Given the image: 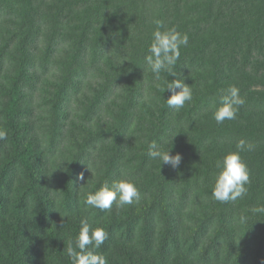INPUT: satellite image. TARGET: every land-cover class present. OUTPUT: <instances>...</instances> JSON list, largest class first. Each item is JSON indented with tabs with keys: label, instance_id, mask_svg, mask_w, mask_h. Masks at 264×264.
I'll return each mask as SVG.
<instances>
[{
	"label": "trees",
	"instance_id": "1",
	"mask_svg": "<svg viewBox=\"0 0 264 264\" xmlns=\"http://www.w3.org/2000/svg\"><path fill=\"white\" fill-rule=\"evenodd\" d=\"M155 19L163 22L162 31L175 28L189 36L188 46L180 49L176 72L190 85L193 98L175 114L164 100L170 92L160 91L173 77L162 72L164 85L157 86L156 92L161 102L158 123L149 129L142 127L127 144L123 141L124 120L116 122L111 136L116 147L112 148V166L105 177L97 156L82 159L79 153L80 159L62 174L64 189L55 192L50 190V181L40 179L42 167L33 163L30 153L22 162L17 161L27 172L26 176L18 175L27 181L19 190L20 180L7 176L16 159L5 157L18 121L11 115L12 131L0 124L7 132L6 139L0 140V157L4 159L0 168V264H71L67 245L80 229L71 211L79 200L77 192L84 190L90 166L98 170L87 193L120 178L133 179L130 181L139 191L140 204L134 203L135 210L127 216H123L124 209H115L117 215L107 218L103 210L96 208L100 213L96 220L105 222L106 226L101 227L107 238L95 251L104 254L109 264H138L143 257L152 260L151 264H168L173 255L182 257L186 253L189 256L182 260L189 264H264V213L251 211L264 206V0H0L2 40H14L19 35L26 42L29 27L40 34L42 22L46 26L54 22L49 29L52 35L59 32L70 39L69 35L79 32L76 46L80 50L86 49L83 39L87 45L95 40L89 48L94 46L96 50L87 48L84 55L91 50L102 56L109 49L108 65L119 59L125 65L121 75L136 68L133 91L142 95L146 81L156 85L161 80L149 74L148 68L143 70ZM16 25L19 33L11 32ZM93 29L99 35L96 39L92 37ZM8 45L5 42L4 47ZM4 50L0 47V62ZM20 61L18 56V72L24 67ZM66 64L65 71L60 67L61 99L71 87L73 74L79 67L85 70L81 56L70 58L62 66ZM144 71L152 78L145 81ZM112 75L114 78L117 74ZM19 78L16 75L10 97L21 93L24 85ZM230 86L240 89L245 103L234 120L217 124L212 106L218 104L221 91ZM1 89L4 93L6 85ZM131 121L128 116V134ZM240 139L254 145L253 150L240 153L250 183L242 197L221 203L211 194L215 164L226 152L235 151ZM152 142L163 150L170 148V154L179 153L182 159L178 168L166 164L160 167L151 159L147 153ZM80 160L86 165L81 167ZM122 165L130 168L128 173ZM80 171L82 181L76 179ZM84 199L80 203L85 204ZM241 216L246 222H240ZM120 218L118 225L112 224ZM21 228L28 232L26 236L17 234ZM158 232L162 238L156 243ZM124 248L128 250L122 251Z\"/></svg>",
	"mask_w": 264,
	"mask_h": 264
},
{
	"label": "rangeland",
	"instance_id": "2",
	"mask_svg": "<svg viewBox=\"0 0 264 264\" xmlns=\"http://www.w3.org/2000/svg\"><path fill=\"white\" fill-rule=\"evenodd\" d=\"M79 1L81 2L82 0ZM51 25L49 23V26H46L42 22L40 34L38 32L35 33L29 27L26 42L23 39L21 40L19 35L14 40L6 37V40H2V36L0 37V47L3 46L5 49L2 54V61L0 62V124L2 123L1 126H6L7 131L8 129L12 131L10 124L11 115L18 121L16 124L14 123L17 129H15L13 140L10 139V141L12 140V145H10L11 147H9L5 157H7V160L16 159V162L9 169L7 176L11 180L16 176L18 182L20 180L19 190L25 187L27 181L22 175L20 177L18 175L23 174L26 176L27 172L23 171L22 166L17 161L22 162L27 154L31 153L34 156L33 163L42 167L40 169V179L51 182L50 190L62 192L64 189V186H62V181L64 180L61 178L62 174L66 170H69L71 166H74L80 159L78 157L79 153L82 154L80 157H84L82 159H85L89 155L93 157L97 156L98 161L101 162L98 166L100 168L102 165L105 170L104 177L106 176L112 166V148L115 150L116 147V145H113L114 140L111 136H113L112 128L117 127V121L120 119L124 120L122 126V128H125L123 141H126L127 144L132 142V134L138 136L142 127L149 129L159 121L158 105L161 102L156 92L157 86L164 85L161 75V80L156 85H152L146 81L152 78V76L146 75L144 71L142 78L146 81L144 86L146 88L145 94H140V91L139 93H135L133 91L134 82H132V79L133 74H137L138 72L136 68L121 75L125 65L121 59L116 61L117 63L114 62L108 65L110 62L109 49L102 56H96V53H93L91 50H88L84 55L87 48L95 49L94 46L89 48L90 45L94 44L95 40L93 38L96 39L99 36L96 35L94 29L93 41L87 45L85 39H83L85 42L84 48L86 49L80 50L76 46L78 41L76 36L79 32L69 35L70 39H66L59 32L54 35L50 34L49 29ZM11 29V32L19 33L18 25L12 26ZM48 41L51 42V45H47L46 42ZM5 42H9V45L4 47ZM18 56L19 61L23 59V61H20L24 66L22 72L16 70L15 61ZM75 56H81V63L85 62V67H83L85 70L82 71V68L79 67L78 73L75 72L73 74V78L70 81L71 87L69 91H66L63 99H61L60 96H62L63 91H60V85L63 82V78L60 77V72L63 71H61L60 67L65 71L66 66L74 62L62 65L70 58L74 60ZM24 58L26 59V63ZM76 64V67H78L79 64L77 62ZM146 68L144 67L143 70H146ZM148 73L150 74L151 72L148 70ZM112 74L117 75L113 78ZM16 75L20 76V83L24 86L20 89L21 93H19V97L14 98L12 96V98L9 94ZM139 81L143 83L140 78ZM3 84L6 85L4 93L3 89H1ZM151 92L154 93L150 94ZM209 101L213 102L212 100ZM172 111L175 110L172 109ZM181 111L182 109L176 111L175 114H179ZM128 116L132 117V121L130 122L132 129L129 134L126 129ZM118 117L119 119L117 120ZM183 121L186 123V119ZM130 157L131 155H129ZM3 160L0 157V168L2 167ZM80 162L81 167L86 165V162L81 160ZM122 167L124 172L128 173L130 168L124 165ZM89 169H87L88 180L83 185L84 190L77 192L76 197L79 200L74 205L75 207L72 209L71 215L79 223L81 219L88 218L94 228L101 227L102 225L106 226L105 222L100 223L96 220L97 215L100 214L96 212V208H91L80 203L85 198L82 194L87 193V190L91 189L94 178L96 179L97 166L96 168L90 166ZM133 171L136 170L133 169ZM143 171L146 170L143 169ZM17 172L21 173L16 175ZM81 174L82 172L80 171L76 179ZM135 177H137V174ZM128 180L133 179L130 178ZM139 181L141 182V178H139ZM140 184L142 186V182ZM134 203L140 204V197ZM134 203L125 205L119 209L120 212L124 209L123 216L129 215L135 210ZM115 209L117 208L114 203L112 209L103 210L104 213L102 215L111 218L117 215L115 214ZM124 218L126 220L127 217ZM121 219L117 220V222H112V224L118 225ZM17 234L26 236L28 232L21 228L17 231ZM18 237L22 239L20 236ZM131 237L134 239L135 235H131ZM156 238L157 243L162 238L161 233L158 232ZM128 248H124L122 251H127ZM198 253L199 250L196 249L195 254ZM185 256L188 257L189 255L187 253L183 254L182 257L173 255L168 264H189L188 261L182 260ZM53 258H58V255ZM151 261L143 257L140 258L138 264H151Z\"/></svg>",
	"mask_w": 264,
	"mask_h": 264
},
{
	"label": "clouds",
	"instance_id": "3",
	"mask_svg": "<svg viewBox=\"0 0 264 264\" xmlns=\"http://www.w3.org/2000/svg\"><path fill=\"white\" fill-rule=\"evenodd\" d=\"M153 23L156 27L152 32L145 63L156 79H160L162 72L167 73V77H173L171 80L168 79L169 82L160 91L161 93L165 90L170 92V95L164 100L169 108L179 111L184 108L186 102L193 98L190 85L184 82V78H178L176 72L180 49L188 46L189 36L186 33L178 32L175 28L162 31L163 22L159 19L153 20ZM244 103L245 99L240 95V89L230 86L221 91L218 104L212 106L213 118L217 124H222L225 120H234L239 107ZM6 137L7 132L0 128V140H4ZM235 148V151L226 152L215 164L217 172L214 175L211 194L213 199L221 203L235 201L242 197L247 192L246 185L250 183L249 170L240 153L253 150L254 145L240 139L236 142ZM169 150L170 148L163 150L160 145L152 142L149 144L147 155L158 161L160 167L162 164H166L176 169L180 165L182 157L179 153L170 154ZM79 179L84 180L82 174ZM138 200L139 191L135 184L122 178L114 180L110 185L105 182L94 192L86 193L84 203L88 207L100 210H111L115 203L119 210ZM251 211L264 213V206L253 207ZM240 222H246V217L241 216ZM106 238L107 232L104 228H94L88 218L81 219L79 232L74 240H69L66 249L71 264H109L108 258L104 254L95 251L101 247ZM89 245L91 248L88 247Z\"/></svg>",
	"mask_w": 264,
	"mask_h": 264
}]
</instances>
